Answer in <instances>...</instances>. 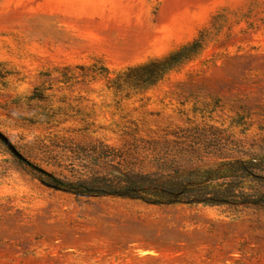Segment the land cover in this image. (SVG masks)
Returning a JSON list of instances; mask_svg holds the SVG:
<instances>
[{
    "label": "rangeland",
    "instance_id": "1",
    "mask_svg": "<svg viewBox=\"0 0 264 264\" xmlns=\"http://www.w3.org/2000/svg\"><path fill=\"white\" fill-rule=\"evenodd\" d=\"M198 37L200 52L148 88L86 75ZM195 125L264 139V0H0V130L45 169L80 175L76 142L92 136L155 170L190 154L176 131ZM0 264H264V210L76 195L0 138Z\"/></svg>",
    "mask_w": 264,
    "mask_h": 264
},
{
    "label": "trees",
    "instance_id": "2",
    "mask_svg": "<svg viewBox=\"0 0 264 264\" xmlns=\"http://www.w3.org/2000/svg\"><path fill=\"white\" fill-rule=\"evenodd\" d=\"M203 44L202 38H195L167 56L130 65L115 77H110L109 67L97 62L92 73L86 75L106 76L118 90L125 85L148 88L193 59ZM179 130L177 146L190 154L184 158L163 157L158 168L151 171L128 167L116 146L92 136L79 138L83 143L76 142L84 146L78 152L86 156L80 161V175H58L25 155L23 159L45 183L76 195H113L155 205H207L233 214L264 210V139L248 145L244 138L215 125Z\"/></svg>",
    "mask_w": 264,
    "mask_h": 264
},
{
    "label": "water",
    "instance_id": "3",
    "mask_svg": "<svg viewBox=\"0 0 264 264\" xmlns=\"http://www.w3.org/2000/svg\"><path fill=\"white\" fill-rule=\"evenodd\" d=\"M0 138L3 139L8 146L16 153L19 157L24 158V154L16 147V145L12 142V140L0 130Z\"/></svg>",
    "mask_w": 264,
    "mask_h": 264
}]
</instances>
